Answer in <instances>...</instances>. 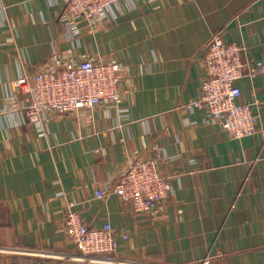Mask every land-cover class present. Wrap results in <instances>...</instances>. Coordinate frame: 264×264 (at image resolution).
I'll use <instances>...</instances> for the list:
<instances>
[{
  "label": "crops",
  "instance_id": "1",
  "mask_svg": "<svg viewBox=\"0 0 264 264\" xmlns=\"http://www.w3.org/2000/svg\"><path fill=\"white\" fill-rule=\"evenodd\" d=\"M62 7L0 0V264H78L64 232L68 200L89 227L109 222L117 233V252L100 264H264V74L238 82L254 136L233 139L186 108L213 35L264 63V0H123L113 22L76 42L58 21ZM109 56L129 79L118 106L48 114L39 131L9 99L16 79L50 61ZM152 143L173 185L161 211L96 198Z\"/></svg>",
  "mask_w": 264,
  "mask_h": 264
},
{
  "label": "built area",
  "instance_id": "2",
  "mask_svg": "<svg viewBox=\"0 0 264 264\" xmlns=\"http://www.w3.org/2000/svg\"><path fill=\"white\" fill-rule=\"evenodd\" d=\"M123 0H63L58 21L69 40L116 19L115 9ZM82 24L87 25L84 27ZM203 76L199 96L187 105L189 112L201 110L206 123L219 125L233 139L254 136L257 117L251 103H238L239 80L264 74V63L249 59L246 48L226 42L215 34L203 51ZM124 65L115 57L50 61L37 71L21 76L11 85L10 101H17L24 123L41 131L48 114L76 115L97 106L115 107L123 99L128 84ZM167 159L164 148L152 143L143 152L131 154L123 172L113 182L97 189L96 198L116 195L138 215L161 211L172 193L170 177L159 166ZM76 204L65 202V235L74 245L78 264H100L115 255L119 237L109 222L91 228L74 210ZM127 239V236H123ZM203 264H211L208 260Z\"/></svg>",
  "mask_w": 264,
  "mask_h": 264
},
{
  "label": "rangeland",
  "instance_id": "3",
  "mask_svg": "<svg viewBox=\"0 0 264 264\" xmlns=\"http://www.w3.org/2000/svg\"><path fill=\"white\" fill-rule=\"evenodd\" d=\"M220 35V34H219ZM221 37V36H220ZM211 38V37H210Z\"/></svg>",
  "mask_w": 264,
  "mask_h": 264
}]
</instances>
